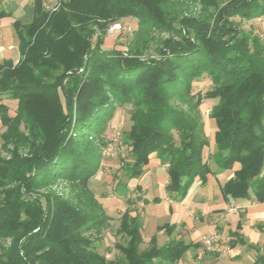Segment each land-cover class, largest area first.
<instances>
[{
  "label": "trees",
  "instance_id": "obj_1",
  "mask_svg": "<svg viewBox=\"0 0 264 264\" xmlns=\"http://www.w3.org/2000/svg\"><path fill=\"white\" fill-rule=\"evenodd\" d=\"M45 1H31L27 21L13 20L21 56L0 63V95L16 105L11 115L0 99V264L173 263L196 245L157 246L152 236L142 248L140 214L127 206L119 255L108 259L95 247L91 231L109 217L89 181L118 105L131 104L122 136L127 180L142 175L155 152L167 191L180 201L194 180L205 182L210 161L219 170L237 162L220 185L223 196L264 202V40L233 19L262 16L264 0H58L55 9ZM8 4H0V19L13 15ZM128 17L135 20L128 41L104 47L110 24ZM152 46L155 57H143ZM201 76L211 87L193 101L192 81ZM204 98L217 99L208 113L216 152L208 154ZM58 182L67 190L52 189ZM136 200L147 202L140 195L127 202ZM157 229L170 234L173 225Z\"/></svg>",
  "mask_w": 264,
  "mask_h": 264
},
{
  "label": "crops",
  "instance_id": "obj_2",
  "mask_svg": "<svg viewBox=\"0 0 264 264\" xmlns=\"http://www.w3.org/2000/svg\"><path fill=\"white\" fill-rule=\"evenodd\" d=\"M12 22V17L0 19V63L5 60L16 63L21 56L18 39H13L15 30L10 29ZM259 28L264 30V23ZM253 29L260 34L257 28ZM15 46L18 53L11 51ZM212 123L215 125L213 120ZM207 138L206 153L216 152L214 133ZM210 164L212 172L206 175L205 182L194 180L185 197L176 201L166 189L165 164L155 152L150 155L141 183V196L147 199L143 205L151 206L144 215L149 227H154L149 230L148 239L155 236L157 246L171 239L196 243L177 261L159 264H264V202L224 197L220 185L232 177L239 163L225 170H219L213 161ZM160 188L162 191L157 194ZM163 224L173 225L170 234L157 229Z\"/></svg>",
  "mask_w": 264,
  "mask_h": 264
},
{
  "label": "rangeland",
  "instance_id": "obj_3",
  "mask_svg": "<svg viewBox=\"0 0 264 264\" xmlns=\"http://www.w3.org/2000/svg\"><path fill=\"white\" fill-rule=\"evenodd\" d=\"M32 0H0V4L3 6L9 5V7L14 6L13 15L11 16L14 20L15 18L21 19L23 22L29 19V15L27 12V7L31 4ZM56 0H46L45 5L47 8H50L54 5ZM199 6L191 5L190 11L192 13L198 11ZM11 17H4L2 20H9ZM258 19H241L239 16H234L233 19L241 24V26L249 30L250 28H257L261 37L264 40V30L259 28L260 25L264 23V14L260 17H256ZM122 24L130 26L132 29L135 27V20L128 17L123 18L119 21ZM10 29L13 30L12 25ZM262 30V31H261ZM130 34L124 31H111L109 27L104 34V44L103 46L106 48H110L113 46L123 47L128 41ZM14 40H17L16 35L14 34ZM12 52H17L18 49L15 46ZM155 57L154 46L150 47V49L143 55V57ZM211 87V82L206 76H201L198 79L192 81V86L190 93L193 94V101L196 99L195 94L201 93L203 94L207 89ZM1 96V95H0ZM2 101L5 102L8 107V113L13 115L15 110V101L7 99V97L1 96ZM5 99V100H3ZM217 101L216 98H204L199 104V110L201 113V120L204 123V132L207 136H211L214 133L215 125L212 126V118L208 117V113L213 104ZM170 102L182 108H187V104L179 102L175 97L170 98ZM130 108L131 104L118 105L111 116L107 119L105 129L100 134L103 138L104 145L102 147V159L100 163V167L98 171L94 174V176L89 181V188L95 194L97 200L103 206L106 214L109 219L107 221V226L103 227L101 231L97 234L94 231H91V238L93 239V243L97 250L104 254L108 259L115 258L119 255V251L117 250L115 244L118 242H123V238L121 234L117 232V228L119 226V217L121 213L126 209L127 206L130 208H134L140 214L141 222H142V233L144 235L143 243L141 245L142 248L148 245V237L147 234L149 230L154 227H149L147 224V218H145L144 213L151 206L143 205L142 201L136 200L134 204H128V198L135 199L139 195L141 196L142 191V182L144 180V173L140 175L138 178H134L131 180H127L123 166L125 162L131 159L130 149L129 147L123 143L122 136L124 131L129 129L131 124L130 120ZM4 130V127L0 122V133ZM2 140L0 138V149H1ZM165 168L166 165H163ZM146 168V167H145ZM119 181V183H118ZM120 182H126L128 185L127 191H125L121 187ZM118 183V184H117ZM137 185L139 187H137ZM65 189V182H58L56 186H53L52 189L60 190ZM67 190V189H65ZM125 191V192H124ZM157 194L162 191L158 190ZM154 226V225H153Z\"/></svg>",
  "mask_w": 264,
  "mask_h": 264
},
{
  "label": "built area",
  "instance_id": "obj_4",
  "mask_svg": "<svg viewBox=\"0 0 264 264\" xmlns=\"http://www.w3.org/2000/svg\"><path fill=\"white\" fill-rule=\"evenodd\" d=\"M58 0L55 1L54 5L51 6V9H55L56 6L58 5ZM109 30L113 31H124V32H128L129 34H131L132 32V28L128 25L122 24L120 22H113L112 24H110L109 26Z\"/></svg>",
  "mask_w": 264,
  "mask_h": 264
}]
</instances>
